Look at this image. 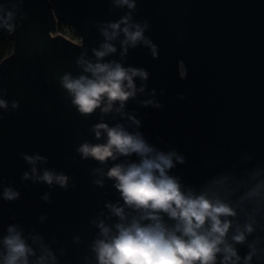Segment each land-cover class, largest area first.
<instances>
[{"label": "water", "instance_id": "1", "mask_svg": "<svg viewBox=\"0 0 264 264\" xmlns=\"http://www.w3.org/2000/svg\"><path fill=\"white\" fill-rule=\"evenodd\" d=\"M0 4L18 8L17 27L9 32L12 50L0 61V98L9 102L8 110L0 109V193L5 186L20 193L15 201L0 198V233L18 223L26 235L34 229L46 243L55 241L51 246L59 264H83L96 232L91 221L119 193L107 179L104 187L94 184L100 177L92 170L101 165L81 159L76 151L85 141L102 142L89 131L101 113L82 116L59 80L66 72L78 75L81 52L87 49L91 57L92 49L99 47L100 23L114 22L129 9L116 8L110 0ZM133 19L148 21L145 35L158 46L159 57L153 59L143 46L129 50L125 66L143 68L150 75L146 92H138L125 110L141 121L139 131L149 143L163 151L175 149L186 158L170 174L199 187L257 164L264 167V0H136ZM60 23L75 29L79 43L53 36ZM117 48V54L106 59L119 60L118 43ZM181 60L185 79L178 75ZM136 83L139 86V78ZM145 99L162 107L140 105ZM13 100L19 102L18 109H11ZM104 122L129 123L112 114L104 116ZM22 154L46 157L47 164L39 167L67 175L68 189L23 181L30 165ZM228 183L218 184L217 190L223 192ZM45 193H50V202L42 199ZM40 216L46 217L43 223ZM77 236L80 244L74 243ZM246 251L240 248L241 255Z\"/></svg>", "mask_w": 264, "mask_h": 264}, {"label": "clouds", "instance_id": "2", "mask_svg": "<svg viewBox=\"0 0 264 264\" xmlns=\"http://www.w3.org/2000/svg\"><path fill=\"white\" fill-rule=\"evenodd\" d=\"M110 3L129 11L114 22L100 23L103 41L99 47L92 49L91 57L87 49L81 52L76 60L78 75L66 72L59 80L82 116L89 117L97 110L101 113L100 122L89 131L102 142L85 141L76 151L81 159H92L101 165L92 170L100 177L94 184L104 187L107 179L119 193V198L106 201L104 210L91 221L96 232L88 245L89 254L82 258L83 264H264V167L257 164L231 177L206 180L199 187L184 184L181 177L170 174L186 158L175 149L163 151L149 143L139 131L141 121L125 110L138 92H146L150 75L143 68L125 66L129 50L143 46L157 59L158 46L145 35L148 21L133 19L136 0ZM17 10L16 4L13 10L0 4V29L15 30ZM117 43L120 59H106L117 54ZM178 75L180 79L187 76L182 60L178 61ZM151 95H155V89ZM139 103L162 107L152 99ZM18 108L19 102L13 100L11 109ZM0 109L8 110L9 102L0 98ZM109 114L129 123L110 125L104 122V116ZM133 156L135 160L130 159ZM22 158L30 165V171L22 174L23 181L68 189L67 175L39 167L47 164L46 157L22 154ZM225 180L229 183L223 192L217 190L216 186ZM19 197V191L11 186L3 187L0 193L7 202ZM42 199L50 202V193ZM45 219L39 217L41 223ZM34 232L33 229L26 235L22 225H7L0 233V264H59L51 246L55 241L46 243ZM74 243H81L79 236ZM241 247L247 249L244 255L240 254ZM59 251L63 255L64 249Z\"/></svg>", "mask_w": 264, "mask_h": 264}, {"label": "trees", "instance_id": "3", "mask_svg": "<svg viewBox=\"0 0 264 264\" xmlns=\"http://www.w3.org/2000/svg\"><path fill=\"white\" fill-rule=\"evenodd\" d=\"M66 27H69L68 23H60L57 26V32L62 33ZM12 50V42L9 38V32L4 31L0 33V61L10 54Z\"/></svg>", "mask_w": 264, "mask_h": 264}, {"label": "rangeland", "instance_id": "4", "mask_svg": "<svg viewBox=\"0 0 264 264\" xmlns=\"http://www.w3.org/2000/svg\"><path fill=\"white\" fill-rule=\"evenodd\" d=\"M61 34H62V36L66 37L68 40H71L73 42L79 43V41H80V38H79L77 32L70 25H69V27H66Z\"/></svg>", "mask_w": 264, "mask_h": 264}, {"label": "built area", "instance_id": "5", "mask_svg": "<svg viewBox=\"0 0 264 264\" xmlns=\"http://www.w3.org/2000/svg\"><path fill=\"white\" fill-rule=\"evenodd\" d=\"M57 34L62 35L60 32H56V33L53 34V36H55Z\"/></svg>", "mask_w": 264, "mask_h": 264}]
</instances>
